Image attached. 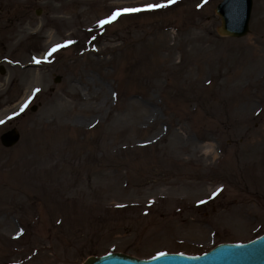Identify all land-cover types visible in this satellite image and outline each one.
I'll return each instance as SVG.
<instances>
[{
    "label": "rangeland",
    "instance_id": "374dc122",
    "mask_svg": "<svg viewBox=\"0 0 264 264\" xmlns=\"http://www.w3.org/2000/svg\"><path fill=\"white\" fill-rule=\"evenodd\" d=\"M11 1L0 135L20 138L0 144V264L195 256L264 232V0L241 39L216 33L221 0H74L45 30L41 3Z\"/></svg>",
    "mask_w": 264,
    "mask_h": 264
},
{
    "label": "water",
    "instance_id": "95a60500",
    "mask_svg": "<svg viewBox=\"0 0 264 264\" xmlns=\"http://www.w3.org/2000/svg\"><path fill=\"white\" fill-rule=\"evenodd\" d=\"M251 5L252 0H224L220 3L215 9L221 18L218 34L233 38L245 36L248 33ZM18 140L19 134L15 129L0 137V143L5 148L14 146ZM83 264H264V235L243 245H220L196 257L172 254L136 260L121 254H109L101 258H89Z\"/></svg>",
    "mask_w": 264,
    "mask_h": 264
},
{
    "label": "flooded vegetation",
    "instance_id": "af4514ba",
    "mask_svg": "<svg viewBox=\"0 0 264 264\" xmlns=\"http://www.w3.org/2000/svg\"><path fill=\"white\" fill-rule=\"evenodd\" d=\"M17 0H12L11 2L15 3ZM35 3H41V7H36L35 15L36 13H39L42 18H46L44 22L42 23V26H40L41 30H45L46 28H50L51 25L55 27L53 24L57 21V19L63 18L61 16L60 12L63 10V13H67L68 9L71 10V15L74 17V0H67L68 3H64V0H34ZM24 2V1H22ZM23 6H26L25 3H23ZM25 11V13H29V9H22ZM60 14V15H59ZM60 16V17H59ZM55 19V20H54ZM67 19V18H65ZM73 20L67 21V24L72 23ZM62 22V20L60 21ZM59 28V26H58ZM25 68H30L29 64L25 66Z\"/></svg>",
    "mask_w": 264,
    "mask_h": 264
},
{
    "label": "snow or ice",
    "instance_id": "6c2138e0",
    "mask_svg": "<svg viewBox=\"0 0 264 264\" xmlns=\"http://www.w3.org/2000/svg\"><path fill=\"white\" fill-rule=\"evenodd\" d=\"M171 2H176V0H171ZM167 5H163V4H157V5H148L145 9L143 10H148V11H151V10H155L157 8H161V7H166ZM127 12H136V11H141V9H129V10H126ZM121 13L117 12V13H114L113 16H112V19L114 20L117 16H119ZM111 20H104V21H101V26H104L105 24H108L110 23ZM60 47H63V45H59L57 47H54L50 52H49V55H51L53 52L59 50ZM37 91H39V89H37ZM216 193H214L213 195H215Z\"/></svg>",
    "mask_w": 264,
    "mask_h": 264
},
{
    "label": "bare ground",
    "instance_id": "6f19581e",
    "mask_svg": "<svg viewBox=\"0 0 264 264\" xmlns=\"http://www.w3.org/2000/svg\"><path fill=\"white\" fill-rule=\"evenodd\" d=\"M211 146L209 145V146H207V148H210ZM209 153H210V151H209Z\"/></svg>",
    "mask_w": 264,
    "mask_h": 264
}]
</instances>
